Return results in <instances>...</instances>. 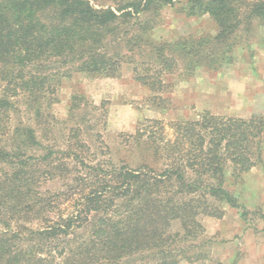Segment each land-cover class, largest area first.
I'll return each mask as SVG.
<instances>
[{
    "label": "trees",
    "instance_id": "16d2710c",
    "mask_svg": "<svg viewBox=\"0 0 264 264\" xmlns=\"http://www.w3.org/2000/svg\"><path fill=\"white\" fill-rule=\"evenodd\" d=\"M166 6L209 16L215 34L155 37ZM259 28L264 0H0V264L204 261L200 217L228 205L246 220L227 184L263 162L264 111L145 119L125 139L139 149L128 163L99 136L97 152L83 118L53 141L50 106L63 78H116L126 63L164 110L168 77L229 64Z\"/></svg>",
    "mask_w": 264,
    "mask_h": 264
},
{
    "label": "rangeland",
    "instance_id": "374dc122",
    "mask_svg": "<svg viewBox=\"0 0 264 264\" xmlns=\"http://www.w3.org/2000/svg\"><path fill=\"white\" fill-rule=\"evenodd\" d=\"M215 32L209 16L188 17L177 6L163 7L153 30L155 37L166 41ZM167 82L170 87L165 96L170 104L158 110L147 101L150 91L133 80L129 64H122L116 78L82 73L63 78L50 106L57 124L49 136L60 144L61 128L82 122L79 118H83L86 134L91 137L89 142H94L97 152L99 143L95 141L99 136L106 157L113 162L134 163L139 149L125 144V139L145 119H160L167 124L193 119L204 110L236 117L263 112L264 28H259L248 44L235 47L229 64L219 69L199 68L190 75H173ZM166 132L170 136L167 127ZM262 157L263 162L247 172L242 183L227 184L239 204L248 210L246 220L241 217V209L228 205L222 206L223 214L219 218L200 217L204 238L209 240L204 247L207 258L179 264H264V143ZM59 185L51 182L45 187L55 189Z\"/></svg>",
    "mask_w": 264,
    "mask_h": 264
},
{
    "label": "crops",
    "instance_id": "0c3cea01",
    "mask_svg": "<svg viewBox=\"0 0 264 264\" xmlns=\"http://www.w3.org/2000/svg\"><path fill=\"white\" fill-rule=\"evenodd\" d=\"M252 170H253V169H251L249 172H251ZM249 172H248V173H249Z\"/></svg>",
    "mask_w": 264,
    "mask_h": 264
}]
</instances>
